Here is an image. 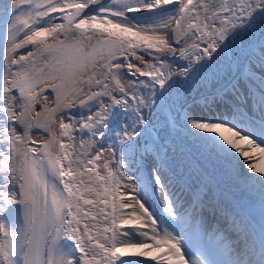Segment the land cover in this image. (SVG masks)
Returning <instances> with one entry per match:
<instances>
[{
  "label": "snow or ice",
  "instance_id": "6c2138e0",
  "mask_svg": "<svg viewBox=\"0 0 264 264\" xmlns=\"http://www.w3.org/2000/svg\"><path fill=\"white\" fill-rule=\"evenodd\" d=\"M153 262L264 264V0L0 4V264Z\"/></svg>",
  "mask_w": 264,
  "mask_h": 264
},
{
  "label": "bare ground",
  "instance_id": "6f19581e",
  "mask_svg": "<svg viewBox=\"0 0 264 264\" xmlns=\"http://www.w3.org/2000/svg\"><path fill=\"white\" fill-rule=\"evenodd\" d=\"M7 2V0H0V4H3V3H6ZM85 139H86V137H85ZM245 147V146H244ZM245 150H247V151H251V149H245ZM253 163H262L259 159H257V160H254V161H252ZM154 264H156V262H153Z\"/></svg>",
  "mask_w": 264,
  "mask_h": 264
},
{
  "label": "rangeland",
  "instance_id": "374dc122",
  "mask_svg": "<svg viewBox=\"0 0 264 264\" xmlns=\"http://www.w3.org/2000/svg\"><path fill=\"white\" fill-rule=\"evenodd\" d=\"M242 147H244L243 145H242ZM154 264V263H153Z\"/></svg>",
  "mask_w": 264,
  "mask_h": 264
}]
</instances>
